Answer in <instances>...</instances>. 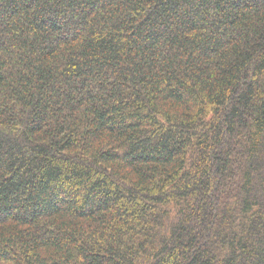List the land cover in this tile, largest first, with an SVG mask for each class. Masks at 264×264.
<instances>
[{
    "label": "trees",
    "instance_id": "obj_1",
    "mask_svg": "<svg viewBox=\"0 0 264 264\" xmlns=\"http://www.w3.org/2000/svg\"><path fill=\"white\" fill-rule=\"evenodd\" d=\"M0 264H264V0H0Z\"/></svg>",
    "mask_w": 264,
    "mask_h": 264
}]
</instances>
